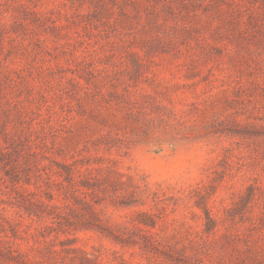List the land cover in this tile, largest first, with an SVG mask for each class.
<instances>
[{
	"label": "rangeland",
	"instance_id": "374dc122",
	"mask_svg": "<svg viewBox=\"0 0 264 264\" xmlns=\"http://www.w3.org/2000/svg\"><path fill=\"white\" fill-rule=\"evenodd\" d=\"M0 264H264V0H0Z\"/></svg>",
	"mask_w": 264,
	"mask_h": 264
}]
</instances>
